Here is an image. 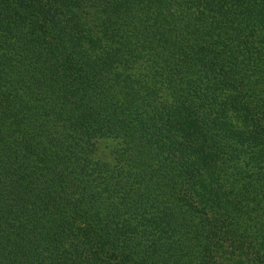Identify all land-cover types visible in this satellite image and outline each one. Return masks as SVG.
<instances>
[{
    "label": "trees",
    "instance_id": "trees-1",
    "mask_svg": "<svg viewBox=\"0 0 264 264\" xmlns=\"http://www.w3.org/2000/svg\"><path fill=\"white\" fill-rule=\"evenodd\" d=\"M0 264H264V0H0Z\"/></svg>",
    "mask_w": 264,
    "mask_h": 264
}]
</instances>
